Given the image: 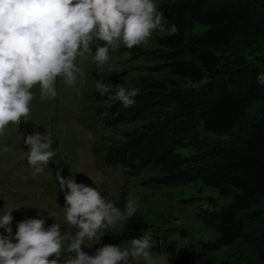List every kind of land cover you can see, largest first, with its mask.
Wrapping results in <instances>:
<instances>
[{"label": "trees", "instance_id": "obj_1", "mask_svg": "<svg viewBox=\"0 0 264 264\" xmlns=\"http://www.w3.org/2000/svg\"><path fill=\"white\" fill-rule=\"evenodd\" d=\"M158 7L178 32H154L157 55L188 85L143 83L135 105L127 109L120 102L109 106L94 91L100 102L94 112L104 126L139 125L107 148L103 160L131 176H144L145 184L171 187L195 180L228 197L219 208L211 196L200 199L196 217L214 232L200 250L220 251L239 242L253 254L245 264H264L263 240L244 231L239 215L264 206V78L258 79L264 73V0H158ZM192 23L203 29L190 32ZM254 101L262 105L247 116ZM185 146L195 155L182 157L178 150ZM151 236L157 241L154 251L167 254L173 264H199L192 249Z\"/></svg>", "mask_w": 264, "mask_h": 264}, {"label": "clouds", "instance_id": "obj_2", "mask_svg": "<svg viewBox=\"0 0 264 264\" xmlns=\"http://www.w3.org/2000/svg\"><path fill=\"white\" fill-rule=\"evenodd\" d=\"M165 21L156 0H0V135L10 124L19 126L30 117L35 87L42 101L53 100L58 78L75 86L83 75L78 58L91 59L98 69L106 64L110 69V50L146 44L154 32L175 35L177 25ZM263 78L258 76L260 81ZM95 87L109 106L120 102L125 109L135 105L139 94L136 88L102 79L96 80ZM75 91L81 94L79 88ZM218 139L228 140V136ZM23 142L34 175L44 173L56 155L52 139L35 130L23 135ZM0 150L7 153L11 148L5 144ZM61 173L62 169L56 171L55 181L64 193L62 210L68 227L62 231L55 222L46 228L44 216L38 213L36 218L18 222L13 235V211L4 212L0 229L7 235H0V264H59L62 253L71 254L63 258V264H140L141 260L161 264L153 251L157 241L148 234L130 239L126 247L103 245L94 254L85 252L86 241L87 248H92L101 242L104 230L126 225L136 215L139 201L130 192L121 209L96 187ZM202 203L213 211L207 202Z\"/></svg>", "mask_w": 264, "mask_h": 264}, {"label": "rangeland", "instance_id": "obj_3", "mask_svg": "<svg viewBox=\"0 0 264 264\" xmlns=\"http://www.w3.org/2000/svg\"><path fill=\"white\" fill-rule=\"evenodd\" d=\"M156 3L158 4V0ZM202 29L201 26L190 24L192 33ZM156 36L153 33L146 44L132 49L121 45L116 51L110 50V69L107 64L102 70L98 69L91 59L78 58L77 64L82 68L83 75L75 86H68L58 78V94L53 100L42 101L39 87L33 89L30 117L22 119L19 126L10 124L5 133L0 135V149L5 144L11 148L7 153L0 150V215L13 211V235L18 222L36 218L38 213L44 216L46 228L55 222L61 225L62 231L68 227L62 210L64 193L59 192L58 182L55 181L53 185L55 177L49 176V171L55 174L58 169H62L63 177L71 175L77 183L96 187L102 195H109L121 209L124 207V198L130 192L139 201L136 215L126 225L104 230L101 242L92 248H87L88 242H85L83 250L89 254H94L103 245L121 244L126 247L130 239L148 234L171 241L178 248L192 249L199 264H245L252 261L253 254L239 242L220 251L200 250L202 243L214 237V232L196 217L200 199L211 196L219 208L229 203L228 197H218L214 189L195 180L171 187L145 184L144 176H131L122 171L119 165L110 166L103 160L107 148L118 145L123 140V133L139 125H103L94 112V107L100 105L93 96V92L97 91L96 80L102 79L113 85L122 83L128 89H138L139 93L143 89V83L155 80L166 84L167 80H176L175 83L179 85H188L171 75L164 61L158 57ZM257 45L259 44H255ZM258 76L262 78L264 73ZM76 88L81 90L80 95L76 94ZM261 105L259 101L252 102L246 108L247 116L257 113ZM35 130L52 139V150L56 155L49 167H45L44 173L34 175V169L28 165L23 152L28 150L23 142V135ZM178 151L182 157L195 155L190 146ZM239 215L244 231L257 233L264 244V206L248 208ZM0 235L7 233L0 229ZM154 252L160 257L161 264H173V261H168L167 254ZM67 255L71 254L62 253L59 264H63V258ZM55 258L53 256L49 259ZM140 264L145 262L141 260Z\"/></svg>", "mask_w": 264, "mask_h": 264}]
</instances>
